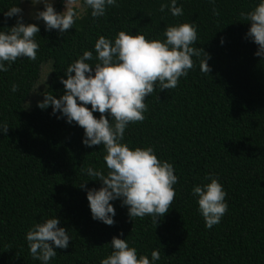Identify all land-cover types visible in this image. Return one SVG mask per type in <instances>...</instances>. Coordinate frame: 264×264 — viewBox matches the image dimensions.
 Wrapping results in <instances>:
<instances>
[{"label": "trees", "instance_id": "1", "mask_svg": "<svg viewBox=\"0 0 264 264\" xmlns=\"http://www.w3.org/2000/svg\"><path fill=\"white\" fill-rule=\"evenodd\" d=\"M22 2L0 0V32L15 26L19 17L5 20L4 13ZM80 2L81 15L63 35L23 17L40 28L34 37L37 58H18L9 71H0V125L9 127L7 135L0 131V264H42L32 258L26 233L51 218L60 220L71 240L67 249L54 247L57 255L49 264H100L111 254L114 236L127 240L138 257L148 256L150 264H264V57L255 55L258 45L246 38L251 25L240 16L262 0H176L183 8L178 17L171 14L172 0H116L118 6L98 18ZM163 4L169 8L162 12ZM54 8L63 12L64 0ZM182 23L196 26L192 47L211 57V73L200 69L202 53L192 57L193 68L176 88L161 92L157 82L145 100V119L130 123L121 141L132 150L152 147L159 160L174 166V202L156 226L151 216L131 220L121 200L111 201L115 224L108 226L92 218L87 199V190L102 184L86 169L108 172L103 145L85 146L83 128L58 118L62 113L53 115L51 106L40 109L38 102L65 94L60 80L84 51L93 53L87 63L95 66L99 36L114 43L125 31L164 41L166 27ZM48 64L39 99L27 108ZM206 176L217 178L227 193L228 211L211 229L192 194L195 185L211 182ZM154 250L161 258L152 262Z\"/></svg>", "mask_w": 264, "mask_h": 264}, {"label": "clouds", "instance_id": "2", "mask_svg": "<svg viewBox=\"0 0 264 264\" xmlns=\"http://www.w3.org/2000/svg\"><path fill=\"white\" fill-rule=\"evenodd\" d=\"M43 4L42 11H37L33 19L43 21L46 30H59L63 35L71 29L79 18L76 7L77 0H64L63 12H57L52 0H37ZM92 9L93 18L102 17L108 7H116V0H85ZM169 5L160 6V11ZM170 11L173 16L183 15V8L176 6L172 0ZM20 7H11L4 13L5 20L19 17L15 26L0 32V71H9L18 58H37L38 43L34 37L40 28L33 23L26 24ZM213 15H219L213 10ZM240 16L251 25L247 37L258 45L257 57H264V0L247 13ZM166 40H148L145 35H136L120 31L114 43L101 35L96 40L94 48L97 63L93 67L87 61L93 59L91 51L73 61L65 72L67 79L61 78L65 86V94L59 99L48 94L38 102L40 109L53 108V115L62 113L58 118H67V122H75L85 130L83 143L87 147L103 145L106 155L107 175L103 171L86 169L87 174L97 178L102 186L99 190H87V199L94 220L108 226H113L116 210L111 201H122V207H128L131 220L151 216L153 223L169 212L175 199L174 185L178 182L174 166L157 158L152 147L130 149L122 143L125 130L130 123L142 122L147 111L146 97L156 90L174 89L181 77H187L193 68L192 57H200V69L210 74L212 69L208 64L211 57L203 48L192 47L197 41V28L190 23L167 26L164 33ZM223 43V40L221 41ZM7 62L8 67H5ZM74 73V75H73ZM94 73V74H93ZM18 85L12 84L11 91L16 92ZM78 101L80 103H78ZM91 105L89 110L86 105ZM99 112L97 119L93 113ZM111 116V122L108 119ZM0 131L7 135V124L0 125ZM84 169H82L83 171ZM210 183L195 185L192 194L198 197L199 212L205 226L211 229L220 223L228 211L225 202L227 196L222 184L213 176H206ZM85 185H81L84 188ZM57 218L36 223L26 233V241L33 259L42 264H49L57 252L55 248L67 249L69 241L67 229L59 227ZM134 230V228H133ZM132 230V231H133ZM123 236V232L120 233ZM51 242V243H50ZM112 252L100 264H150L148 256L138 257L137 249L130 247L127 240L113 237ZM161 258L159 250L151 253V261Z\"/></svg>", "mask_w": 264, "mask_h": 264}, {"label": "rangeland", "instance_id": "3", "mask_svg": "<svg viewBox=\"0 0 264 264\" xmlns=\"http://www.w3.org/2000/svg\"><path fill=\"white\" fill-rule=\"evenodd\" d=\"M37 0H23L22 2V6L21 9L23 10V17L36 22V23H44L42 20L41 21H37L35 19H33V15L35 12L42 11L43 9V4H36ZM53 5L56 3V0H52ZM65 10V8H63V11ZM83 10V7L81 5L80 0H77V7H76V11L78 16L81 15V12ZM50 64L48 65H44L42 73L40 75V81H38L36 87H35V91L33 92V95H31V98L27 101L26 103V107L30 108L32 105L35 104V102H37V100L39 99V95H40V91L42 88H44V84L46 82V80L49 77V73H50Z\"/></svg>", "mask_w": 264, "mask_h": 264}]
</instances>
